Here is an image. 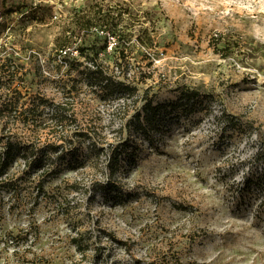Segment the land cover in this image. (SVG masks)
<instances>
[{
  "label": "rangeland",
  "instance_id": "rangeland-1",
  "mask_svg": "<svg viewBox=\"0 0 264 264\" xmlns=\"http://www.w3.org/2000/svg\"><path fill=\"white\" fill-rule=\"evenodd\" d=\"M114 1L134 15L156 13L155 29L144 24L164 47L153 79L109 102L84 85L70 129L97 133L101 146L84 168L66 165L48 181L35 174L9 190L0 178V264L42 255L34 264H86L72 243L79 235L88 256L107 248L101 264H264V0ZM34 2L31 17L5 21L0 45L21 42L46 59L89 4ZM216 38L232 44L233 57ZM133 63L131 76L151 70ZM40 92L67 103L50 82ZM149 104L169 107L146 120ZM138 115L144 131L121 134Z\"/></svg>",
  "mask_w": 264,
  "mask_h": 264
},
{
  "label": "trees",
  "instance_id": "trees-1",
  "mask_svg": "<svg viewBox=\"0 0 264 264\" xmlns=\"http://www.w3.org/2000/svg\"><path fill=\"white\" fill-rule=\"evenodd\" d=\"M85 1L89 5L82 10L86 13L81 15L79 25L71 35L56 42L55 52L48 58L43 59L40 51L33 52L21 42L0 45V178L10 180L4 186L6 190L35 174H40L44 181L52 180L66 165L81 169L97 156L101 150L99 135L82 128L70 129L76 120L74 102L85 94L84 85L89 94L109 102L135 97L139 85L153 79L151 68L164 48L161 39L149 31V26H144L149 24L155 29L154 10L138 16L128 5L114 0ZM39 8L34 0H0V38L8 29L7 19L31 17ZM215 40L222 47L223 57H233L234 47L226 38ZM111 58L110 62L104 61ZM133 60L147 62L151 70L131 76ZM47 82L54 85L67 103L56 104L40 92L41 85ZM197 96L188 93L184 97L190 101ZM148 106L146 120L169 107ZM127 115L128 112L124 114ZM11 124H19L28 131L13 132ZM132 125H122L121 134L133 137L144 131L140 115ZM46 131L49 137L44 140L42 135ZM83 238L84 235H79L72 239L77 251L83 254L82 259L89 260L86 264H101L107 248L97 244L94 253L88 256L89 247ZM43 259V255L35 256L31 264ZM57 264L81 263L71 260Z\"/></svg>",
  "mask_w": 264,
  "mask_h": 264
}]
</instances>
